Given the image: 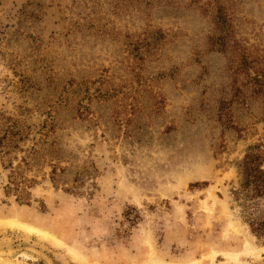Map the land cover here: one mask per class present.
Segmentation results:
<instances>
[{"label":"rangeland","instance_id":"rangeland-1","mask_svg":"<svg viewBox=\"0 0 264 264\" xmlns=\"http://www.w3.org/2000/svg\"><path fill=\"white\" fill-rule=\"evenodd\" d=\"M256 79L264 0H0V254L264 264Z\"/></svg>","mask_w":264,"mask_h":264},{"label":"bare ground","instance_id":"bare-ground-1","mask_svg":"<svg viewBox=\"0 0 264 264\" xmlns=\"http://www.w3.org/2000/svg\"><path fill=\"white\" fill-rule=\"evenodd\" d=\"M210 196H212V195H210ZM15 217V216H14ZM11 221H13V222H16V223H18V225H22V224H25V223H23V222H20L19 220H16L15 218H11ZM227 226H229V227H231L232 229H234V232L235 233H238V232H240V233H242L243 234V240H244V245H243V251H251L252 249H254V247L252 246V244L250 243V241H251V236L250 235H248L247 233H245V231H242V229L241 228H239V226L238 225H236V224H234V223H229V225H227ZM26 228H27V230L28 231H35V232H37V233H39L40 235H41V237L42 238H44V239H46V240H48L47 238L50 236V234H48L46 231H44V230H40V229H38V228H36V227H34V226H29V224L27 225L26 224V226H25ZM230 228V229H231ZM229 229V230H230ZM233 231V230H232ZM247 232V231H246ZM52 236H53V234H51ZM52 239H54V240H56V238H54V237H52ZM26 243V242H25ZM151 248V247H150ZM11 251V250H10ZM9 251V252H10ZM3 252V251H2ZM9 252H8V254H9ZM71 253L69 254V255H71V258H73V259H81L82 257H80L81 255L80 254H77V253H75V252H72V251H70ZM4 253V252H3ZM7 253V252H6ZM23 253V252H22ZM24 255V254H23ZM16 257V256H15ZM80 257V258H79ZM70 258V259H71ZM72 259V260H73ZM148 262L150 263V261H152V263L153 264H158V262H159V260H158V258L156 257V255H155V252H154V250H150V252H149V257H148ZM146 260V261H147ZM147 262V263H148ZM0 263H2V264H24V263H22V262H20L19 260H17L16 258H11V257H9V255L7 256H3L2 254H0ZM145 264H147L146 262H144ZM239 263H241V260H240V258H239V255L238 254H226V258H225V260L224 261H220L219 263H216V262H214L213 264H239ZM26 264V263H25ZM160 264V263H159ZM175 264V263H174Z\"/></svg>","mask_w":264,"mask_h":264},{"label":"trees","instance_id":"trees-1","mask_svg":"<svg viewBox=\"0 0 264 264\" xmlns=\"http://www.w3.org/2000/svg\"><path fill=\"white\" fill-rule=\"evenodd\" d=\"M221 23H224V20H221ZM220 28H223V26ZM225 38H227V35H222L220 42H223ZM220 44L223 45L224 43ZM255 82L257 84L256 92L264 97V81L256 79ZM263 163L264 160L259 159V156H252L250 153L246 155L245 160L243 161V174L246 179L245 187L250 183L253 184L254 194H252V196L264 194V171L260 169L261 164ZM260 235L264 236V230Z\"/></svg>","mask_w":264,"mask_h":264}]
</instances>
